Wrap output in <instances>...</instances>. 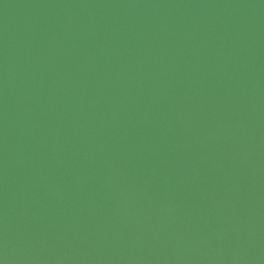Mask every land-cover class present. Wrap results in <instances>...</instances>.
I'll use <instances>...</instances> for the list:
<instances>
[{
	"label": "water",
	"instance_id": "1",
	"mask_svg": "<svg viewBox=\"0 0 264 264\" xmlns=\"http://www.w3.org/2000/svg\"><path fill=\"white\" fill-rule=\"evenodd\" d=\"M0 264H264V0H0Z\"/></svg>",
	"mask_w": 264,
	"mask_h": 264
}]
</instances>
